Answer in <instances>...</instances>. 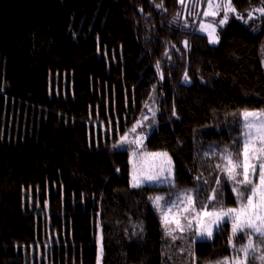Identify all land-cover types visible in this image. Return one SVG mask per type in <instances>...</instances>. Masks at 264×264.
<instances>
[{
    "label": "trees",
    "instance_id": "obj_1",
    "mask_svg": "<svg viewBox=\"0 0 264 264\" xmlns=\"http://www.w3.org/2000/svg\"><path fill=\"white\" fill-rule=\"evenodd\" d=\"M261 3L233 0L244 19ZM185 20L195 17L178 0H0V264H37V200L51 229L47 264H97L99 248L100 264H162L163 232L148 198L170 191L129 186L135 145L114 152L117 130L147 113L151 94L159 110L140 149L166 150L178 191L200 172L211 180L203 153L239 142L241 111L264 108V21L233 15L213 45ZM210 192L201 190L198 206ZM226 195L235 206L231 184ZM230 230L196 244L199 264L232 257ZM246 242L241 233L236 247ZM167 251V264H186L178 246Z\"/></svg>",
    "mask_w": 264,
    "mask_h": 264
},
{
    "label": "snow or ice",
    "instance_id": "obj_2",
    "mask_svg": "<svg viewBox=\"0 0 264 264\" xmlns=\"http://www.w3.org/2000/svg\"><path fill=\"white\" fill-rule=\"evenodd\" d=\"M178 3L188 15L195 17L191 24L185 20L182 27L192 28L194 35H206L208 43L213 45L220 42L219 30L228 24L233 15L237 20H243L245 24L254 19L264 21V0L261 7L247 13V19H244L243 14L237 11L233 0H207L206 7L202 6L201 0H188L187 3L186 0H178ZM163 7V2L156 4L157 9ZM197 8H200L204 18H212L213 22L199 19L200 11H195ZM217 19L218 23H216ZM178 22L174 18L170 23ZM197 22L198 29L195 28ZM182 43L185 50L190 48L188 39ZM165 56L170 59L169 53L166 52ZM155 67L157 74L163 79L159 61ZM183 81L189 82L187 70ZM149 96L155 102V98L151 97V94ZM158 110V108L149 107L151 117L142 115L130 128H126L123 135H120L118 130L116 132L118 139L112 145L114 152L122 150L126 144L135 145L134 150L129 153V163L133 165V170L129 173L131 177L129 186L132 188L167 187L172 190L178 188L172 158L167 152L143 153L139 150L145 135L144 128L155 123ZM172 116H177L175 108L172 110ZM240 116L242 121L239 142L225 145L223 148L215 144L209 145L203 153V160L210 166L211 180L202 179L204 172H200L194 177L192 188H182L171 191L170 194L158 193L155 196H149V201L159 215L163 232L162 264L173 260V256L167 249L177 246L180 255L183 256L186 253L188 257L186 264H199L196 244L214 239L215 234L221 232L229 223L231 230L228 245L232 248L233 255L224 257L216 264H251L252 259L258 260L259 264H264V109L251 111L245 109ZM108 131H111V124ZM237 143L239 144L238 152L234 150ZM213 160L216 161L214 166ZM212 180L215 182L214 187ZM229 184H231V196L235 197L234 207L226 206ZM203 188H211V192L206 202L198 206ZM133 227H138L140 232H143L142 225ZM241 233L247 238V242L237 248L235 241ZM133 234L136 233L133 232ZM97 259L99 261V253Z\"/></svg>",
    "mask_w": 264,
    "mask_h": 264
},
{
    "label": "rangeland",
    "instance_id": "obj_3",
    "mask_svg": "<svg viewBox=\"0 0 264 264\" xmlns=\"http://www.w3.org/2000/svg\"><path fill=\"white\" fill-rule=\"evenodd\" d=\"M188 2V0H186V3ZM201 4H202V6L203 7H206L207 6V0H201ZM191 5L189 4V7H190ZM195 11H200V8H197ZM187 11L184 9V14L186 13ZM200 16L201 17H199V19H201V20H205L206 22H209V23H211V22H213L212 20L211 21H209V20H207V19H205L204 17H203V14H202V11H200ZM216 22L218 23V19L216 20ZM196 27H197V29L199 28V23L197 22V24H196ZM261 64H262V66H263V68H264V58L262 59V61H261ZM4 80H2V78H0V95H3V101L4 102H6L5 101V98H6V94H5V90H4ZM149 107H152L153 109H155V107H156V105L153 103V101L152 102H150L149 104H148V107H147V113H145L144 115H147V116H149V117H151V115H152V113L151 112H149L148 111V108ZM12 109V108H11ZM260 109H264V108H258V109H248L247 108V110H260ZM243 110H245V109H243ZM242 110V111H243ZM241 111V112H242ZM26 114V113H25ZM140 118V117H139ZM138 119V118H137ZM145 123H149V122H145ZM149 127H145L144 128V132L148 129ZM121 135V134H120ZM123 135V134H122ZM144 139V138H143ZM140 151H142L143 153H159V152H166V150H148V149H139ZM128 160H129V158H128ZM133 170V165L132 164H130L129 163V171H132ZM130 173V172H129ZM130 179H131V177H130V175H129V181H130ZM166 190H168V191H170V193H171V191H177V190H172V189H169V188H166ZM158 194V193H157ZM156 194V195H157ZM159 194H162V193H160L159 192ZM32 207H34L35 208V210H37L38 211V213L40 214V216H41V218H42V230H43V234H42V237H41V241L39 240V241H37V245H36V249H34L33 248V253L30 255V256H34L35 258H36V262H37V264H42V263H44V264H47V261H45V257L47 256V246H48V244H49V242H51V229H50V226H49V220L47 219V218H45V215H44V211H46V206L45 205H43V206H41L40 205V202H39V200H37L36 202H35V204H32L31 205V208ZM232 207H234V206H232ZM231 226V225H230ZM99 238L97 239V244H98V248H99ZM99 253V255H100V248L98 249V252H97V254ZM231 257V256H230ZM97 264H100V259H99V261H97ZM216 264V263H215Z\"/></svg>",
    "mask_w": 264,
    "mask_h": 264
}]
</instances>
